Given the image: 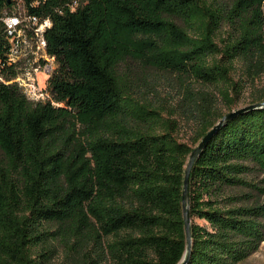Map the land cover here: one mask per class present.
<instances>
[{
	"label": "trees",
	"instance_id": "obj_1",
	"mask_svg": "<svg viewBox=\"0 0 264 264\" xmlns=\"http://www.w3.org/2000/svg\"><path fill=\"white\" fill-rule=\"evenodd\" d=\"M15 2L0 0V264H181L186 164L224 115L218 100L231 110L264 72V0H23L51 20L44 100L10 82L3 17ZM131 61L191 80L180 107L198 120L193 144L177 137L175 111L141 94ZM249 97L264 101V88ZM189 198L185 264L259 249L264 105L210 138Z\"/></svg>",
	"mask_w": 264,
	"mask_h": 264
},
{
	"label": "rangeland",
	"instance_id": "obj_2",
	"mask_svg": "<svg viewBox=\"0 0 264 264\" xmlns=\"http://www.w3.org/2000/svg\"><path fill=\"white\" fill-rule=\"evenodd\" d=\"M132 67L136 72L135 78L139 77L140 80V89L141 94L150 98L155 104H158L159 107L164 109V113L168 115L170 112L175 111L176 117L179 120V129L177 131V137L179 140L187 142L189 144L194 143V139L197 137L199 127L198 120L192 116L182 113V107L180 104L182 98L185 94L186 87L189 86L191 80H183L173 72L157 70V69H148L141 70L140 67L134 62H129L128 67ZM127 66L123 67L125 70ZM137 76V77H136ZM30 84L35 82L36 89L33 92L30 91V95L35 98L46 97L42 91L46 93V82L47 76L45 74H38V77L34 78L30 76ZM264 88V72L256 80L255 85L248 86L243 95L231 110L237 109L239 107L245 106L250 103V94L255 90ZM41 89V90H40ZM217 106L220 111L224 114L230 111L222 100H218ZM53 264H65L62 261V258H57ZM238 264H264V241L260 245L259 249L251 254L246 260Z\"/></svg>",
	"mask_w": 264,
	"mask_h": 264
},
{
	"label": "built area",
	"instance_id": "obj_3",
	"mask_svg": "<svg viewBox=\"0 0 264 264\" xmlns=\"http://www.w3.org/2000/svg\"><path fill=\"white\" fill-rule=\"evenodd\" d=\"M3 21L10 42L8 63L16 66L18 70L10 82H16L32 100L48 98L47 83L56 65L55 58L47 52L44 35L46 28L51 26V20L41 19L38 15L30 13L23 0H16L11 12H5ZM40 73L47 76L46 93L42 91L45 98L32 97L29 91L34 92L36 89L35 82L30 84L29 77L36 78Z\"/></svg>",
	"mask_w": 264,
	"mask_h": 264
},
{
	"label": "water",
	"instance_id": "obj_4",
	"mask_svg": "<svg viewBox=\"0 0 264 264\" xmlns=\"http://www.w3.org/2000/svg\"><path fill=\"white\" fill-rule=\"evenodd\" d=\"M264 105V101L262 102H255L250 103L245 106L239 107L237 109H233L225 113L218 122L202 137V139L199 141V143L195 146L193 151L191 152L188 162L186 164L185 173H184V183H183V193H182V202H183V214H184V222H185V228H186V237H187V251L186 254L182 260L181 264H185L190 255L191 246H192V228H191V215H190V198H189V178H190V172L192 169V166L200 154L201 150L205 147L207 142L210 140V138L219 130V128L225 124L228 120H230L232 117L241 114L242 112L257 108Z\"/></svg>",
	"mask_w": 264,
	"mask_h": 264
}]
</instances>
